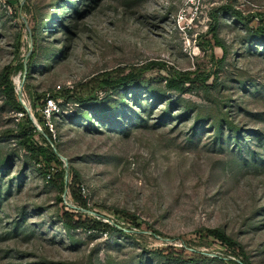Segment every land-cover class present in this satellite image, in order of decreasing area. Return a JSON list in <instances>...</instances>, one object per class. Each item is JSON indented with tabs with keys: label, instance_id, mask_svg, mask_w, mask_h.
<instances>
[{
	"label": "rangeland",
	"instance_id": "1",
	"mask_svg": "<svg viewBox=\"0 0 264 264\" xmlns=\"http://www.w3.org/2000/svg\"><path fill=\"white\" fill-rule=\"evenodd\" d=\"M151 62L165 68L145 84L43 111L44 96L89 94L95 79ZM6 72L67 166L21 144ZM169 72L206 86L170 90ZM61 169L63 189L52 180ZM61 200L85 227L64 224ZM244 258L264 264V0H0V264Z\"/></svg>",
	"mask_w": 264,
	"mask_h": 264
},
{
	"label": "trees",
	"instance_id": "2",
	"mask_svg": "<svg viewBox=\"0 0 264 264\" xmlns=\"http://www.w3.org/2000/svg\"><path fill=\"white\" fill-rule=\"evenodd\" d=\"M17 3V2H16ZM14 5V3H12ZM228 10L229 8H225L224 10ZM236 16L241 19V16L239 13H236ZM211 33L213 34V37L216 38V26H213L211 29ZM217 44H219V40H217ZM26 65L28 66V69L30 67L29 63ZM162 68L164 69L165 67L161 63H155L151 62L148 63L139 69H134L131 71L128 75H118V76H113L112 74H106L103 76L102 79H95L97 81V85L95 89L90 90L88 92L89 94H79V93H74L71 95L69 92L64 93V95H53L51 94L48 99H45L42 107L43 111L46 109L48 105L49 100H54L55 102H60V101H66V102H73L78 105H84L88 104L91 102H94L99 99L100 94L104 93L105 95L110 94L111 92H119L127 88H131L136 85H142L145 84L146 79L144 77V74L153 69H158ZM13 73H5V76H3L2 84L4 85L5 93L7 97L9 98L10 104L18 110L20 113H22L25 117L26 120V126L22 127L21 131L23 140L21 141V144L24 146V148L31 154L32 159L39 161L40 158L47 164V166H50L51 163L55 162L59 167H62L63 163L58 155V153L53 149V139L51 135L48 134V137H46L43 133H41L37 126L34 125L33 121L30 119L27 111L24 108L23 103L21 100H17V93H16V85L13 82L12 78ZM170 77H168L167 81V86L170 90L173 91H178L180 93H184L186 90H188L189 87L193 86L195 83L201 84V86H206V80L200 81L198 78L196 79H191V73L189 72H184V73H170ZM186 84H190L188 88H186ZM36 101H39V98H36L33 96V103L34 106H36ZM39 122H41V119H39ZM39 136L42 141L44 142V145H39L36 141L35 138ZM52 146V147H51ZM58 150V149H57ZM65 175L66 173L64 170H60V172L53 177V182L55 184H58L62 189L65 188L66 182H65ZM75 176L77 177L78 175L75 173ZM73 196L76 199V202L79 204L81 208L80 210H83L87 208V202L86 200H83L82 198L78 197L75 191V187H73L72 190ZM62 201V200H61ZM67 205L63 203L61 205V219L63 220L64 224L71 228V229H76V228H83L85 225L82 222H78L76 224L73 223L71 220V215L66 211ZM99 227H105L106 229L110 227V225L104 224L102 222H96ZM138 226V225H137ZM206 234L209 237H213L216 239L218 242H220L223 246L235 251L236 246L238 245L231 239L229 238L225 232H223L220 229H212V230H207ZM226 264H250L247 259H242V262L239 261H231L227 260Z\"/></svg>",
	"mask_w": 264,
	"mask_h": 264
},
{
	"label": "water",
	"instance_id": "3",
	"mask_svg": "<svg viewBox=\"0 0 264 264\" xmlns=\"http://www.w3.org/2000/svg\"><path fill=\"white\" fill-rule=\"evenodd\" d=\"M28 29H29V28H28ZM29 31H30V30H29ZM23 81L25 82V77L23 78ZM21 102L23 103L22 100H21ZM23 105H24V108H25V110L27 111V113H28L30 119L33 121V123H35V119H34V116H33L32 113H31V109H30L25 103H23ZM53 149L58 153L60 159H61L62 161H64L65 165L67 166V165H68V161H67V159L64 158L62 155L59 154V152H58V150H57V148H56L55 145H53ZM67 176H68V175H66V178H67ZM67 205H68V204H67Z\"/></svg>",
	"mask_w": 264,
	"mask_h": 264
},
{
	"label": "built area",
	"instance_id": "4",
	"mask_svg": "<svg viewBox=\"0 0 264 264\" xmlns=\"http://www.w3.org/2000/svg\"><path fill=\"white\" fill-rule=\"evenodd\" d=\"M54 109H57L56 102L54 100H49L48 105H47L46 109L44 110L46 112L48 111V114H47L48 117H50L49 110H54Z\"/></svg>",
	"mask_w": 264,
	"mask_h": 264
}]
</instances>
